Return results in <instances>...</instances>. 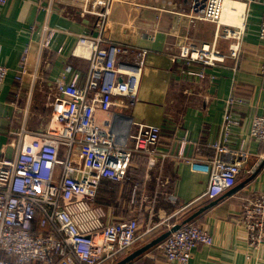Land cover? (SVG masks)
Masks as SVG:
<instances>
[{
    "label": "built area",
    "instance_id": "obj_1",
    "mask_svg": "<svg viewBox=\"0 0 264 264\" xmlns=\"http://www.w3.org/2000/svg\"><path fill=\"white\" fill-rule=\"evenodd\" d=\"M59 1L61 8L48 3L45 9L81 20L93 19V30L79 35L73 54L87 58L89 70L81 83L80 72L67 64L55 82L48 124L32 129L22 123L11 130L12 153H0V264H114L141 242L179 223L172 221L173 216L190 211L203 198H218L236 186L244 172L256 170L246 169L249 151L229 146L233 128L240 122L232 109L235 98L228 100L220 136L211 143L212 156L200 150L188 152L195 144L188 129L173 134L172 143L162 146L160 124L126 123L120 135L112 120L100 119L98 112L111 111L116 95L128 96L134 103L149 48L105 38L104 30L117 0ZM7 2L0 0V5ZM224 4L225 0H192V20L215 23L218 34L232 41L228 52L217 46V40L183 42L172 59L189 65L180 68L190 78L205 79L207 66L228 58L240 59L245 22L223 20ZM55 32L56 28H50L40 42L37 69L44 52L51 48ZM259 36L264 40V20ZM80 45L89 47L88 54L76 52ZM27 54L28 49L15 75L19 81L28 74ZM124 55L132 57L131 61H122ZM9 72V66L0 64V88ZM249 134L264 141V114L253 117ZM137 154L146 157L144 182L132 184V213L118 215L115 206L96 202L99 187L103 179L127 178L130 167L139 166L134 160ZM174 162L188 163L192 171L209 178L206 190L182 205L175 182L168 176L167 167ZM236 222L247 231L248 244L254 250L248 255L251 258L264 247L263 192L244 198ZM214 242L204 223L190 221L158 245L159 255L169 264H191L200 244L210 246Z\"/></svg>",
    "mask_w": 264,
    "mask_h": 264
},
{
    "label": "crops",
    "instance_id": "obj_2",
    "mask_svg": "<svg viewBox=\"0 0 264 264\" xmlns=\"http://www.w3.org/2000/svg\"><path fill=\"white\" fill-rule=\"evenodd\" d=\"M237 1L244 4L246 26L240 59L237 62L228 58L216 66H207L205 79L186 76L180 67L189 65L180 60L174 62L172 55L183 42L191 40L197 43L217 40V46L228 52L232 39L218 34L213 22L192 20L189 15L192 0H117L104 30L108 40L149 48L134 103L128 96L116 95L111 111L98 112L100 119L112 120V127L120 135L126 123L160 124L162 146H167L172 143L173 134L188 129L195 143L188 152L195 154L200 150L203 155L212 156L211 143L220 136L228 100L235 98L232 109L240 122L233 128L229 146L249 151L246 169L256 167V170L244 172L233 192L199 206L215 201L199 215V221L213 233L215 242L210 246L200 244L194 250L191 264H264V247L249 258L254 250L248 244L247 231L236 222L244 198L264 193V141L250 138L249 134L253 117L264 114V40L259 36L264 0ZM48 3L61 8L59 0H8L0 5V64L10 67L0 88V153H12L11 130L24 122L30 126L37 119H48L55 82L67 64L80 72L81 83L89 70V60L73 54L79 35L93 30L92 17L81 20L48 11L45 9ZM228 18L225 11L224 19H232ZM50 28H56L51 48L44 52L37 69L39 45ZM83 48L87 50L86 46ZM27 49L28 74L19 81L15 75ZM120 59L131 61L132 57L124 55ZM167 168L180 205L206 190L208 175L192 171L188 163L174 162ZM195 210L185 211L184 218ZM146 257L155 259V263L148 264H169L152 251Z\"/></svg>",
    "mask_w": 264,
    "mask_h": 264
},
{
    "label": "trees",
    "instance_id": "obj_3",
    "mask_svg": "<svg viewBox=\"0 0 264 264\" xmlns=\"http://www.w3.org/2000/svg\"><path fill=\"white\" fill-rule=\"evenodd\" d=\"M136 162L139 163L138 167H130L129 175L127 178L123 179L122 181H114L111 179H103L98 195L96 198V202L102 204L104 206H115L116 214H122L129 216L132 213V209L129 207V197L131 193L132 184L135 181H140L141 184L144 182V175H145V168H146V157L140 154H137L134 158ZM199 217H196L192 221L199 220ZM149 241V240H148ZM147 242V241H146ZM146 242H141L138 244L137 247L143 245ZM152 251L156 254V257H162L159 255V248L158 245L151 247L149 250L144 252L143 254L136 257L133 261L129 264H141L142 260H145L146 254ZM155 263V259H150L146 257V261L144 264H148L149 262ZM31 264H43L42 262H35Z\"/></svg>",
    "mask_w": 264,
    "mask_h": 264
},
{
    "label": "water",
    "instance_id": "obj_4",
    "mask_svg": "<svg viewBox=\"0 0 264 264\" xmlns=\"http://www.w3.org/2000/svg\"><path fill=\"white\" fill-rule=\"evenodd\" d=\"M236 188L237 187L234 186L231 190H229L226 193L229 194V193L233 192ZM226 193H224V194H226ZM217 199L218 198H216V200ZM213 204H215V201H212L210 203H207V204L199 207L197 210H195L189 216H187L186 218H184L181 222L175 224L172 228L167 229V230L163 231L162 233L154 236L153 238H151L149 241H147L143 245L135 248L130 253H128L124 257L120 258L119 260H117L114 264H129L136 257H138L139 255L143 254L144 252H146L147 250H149L151 247L156 246V245H159L162 241H164L170 235V233L173 230H176L182 224H185V223H188V222L192 221L197 216H199L200 214H202L204 211H206L207 209H209Z\"/></svg>",
    "mask_w": 264,
    "mask_h": 264
},
{
    "label": "bare ground",
    "instance_id": "obj_5",
    "mask_svg": "<svg viewBox=\"0 0 264 264\" xmlns=\"http://www.w3.org/2000/svg\"><path fill=\"white\" fill-rule=\"evenodd\" d=\"M225 11L228 12V15H229L228 19L232 18L231 20L224 19ZM243 11H244V4L240 3L237 0H225L223 20H226L230 23L243 24V16H244ZM234 14L236 15L234 16ZM83 46H86V45H80L77 48L76 52L79 54H88L89 47L86 46L87 50H85Z\"/></svg>",
    "mask_w": 264,
    "mask_h": 264
},
{
    "label": "rangeland",
    "instance_id": "obj_6",
    "mask_svg": "<svg viewBox=\"0 0 264 264\" xmlns=\"http://www.w3.org/2000/svg\"><path fill=\"white\" fill-rule=\"evenodd\" d=\"M41 62H42V58L40 59L39 63H41ZM48 121H49V119H47V118H44V119H37V122L34 123V124H31V125L29 126V128H32V129L42 128V127H44L46 124H48ZM9 142H10V138H9ZM63 149H64V148H63ZM136 164H137V162H136ZM137 165H138V164H137ZM134 181H135V180H134ZM208 200H209L208 198H203V199H201L198 203H196V204L193 206L192 209H194V210L197 209L200 205H202L205 201H208ZM179 207H180V206H179ZM174 209H175V207H173V209H172L171 212H173ZM192 209H191V210H192ZM191 210L188 211L187 213H190ZM187 213L184 214V212H181V213L179 214L180 216H177V215L173 216V217H172V221H174V220H177V222L182 221V220L184 219V216H185Z\"/></svg>",
    "mask_w": 264,
    "mask_h": 264
}]
</instances>
